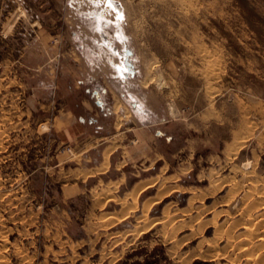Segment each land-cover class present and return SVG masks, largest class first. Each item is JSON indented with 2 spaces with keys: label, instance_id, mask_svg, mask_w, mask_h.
Instances as JSON below:
<instances>
[{
  "label": "rangeland",
  "instance_id": "1",
  "mask_svg": "<svg viewBox=\"0 0 264 264\" xmlns=\"http://www.w3.org/2000/svg\"><path fill=\"white\" fill-rule=\"evenodd\" d=\"M263 198L264 0H0V264H264Z\"/></svg>",
  "mask_w": 264,
  "mask_h": 264
},
{
  "label": "bare ground",
  "instance_id": "2",
  "mask_svg": "<svg viewBox=\"0 0 264 264\" xmlns=\"http://www.w3.org/2000/svg\"><path fill=\"white\" fill-rule=\"evenodd\" d=\"M116 8H118V9H120V7L119 6H117ZM103 18H105L104 16H102L101 17V19L103 20ZM127 64V63H126ZM126 64H117L116 63V65H117V67H118V71H119V73H120V75H124V70H125V68H124V66L126 65ZM118 110V109H117ZM109 152V151H108ZM106 157L108 158V153L106 154ZM253 175V174H252ZM152 185L153 184H148V185H146V186H144L143 187V185H142V187H143V189L141 190V191H143V190H145L146 188H149V187H152ZM255 187H257V186H255ZM238 188V190L237 191H239V188L240 187H237ZM242 188V187H241ZM256 189V188H255ZM237 193V192H236ZM234 195H235V193H234ZM233 196V195H232ZM232 199H233V197H232ZM264 199V198H263ZM245 202V201H244ZM225 204V203H224ZM243 208V207H242ZM255 208H262V209H264V203L263 202H257L256 201V203L254 202V203H252V204H248L243 210H242V212H241V214H242V221H244L243 222V224H244V232H245V236H247V237H249V238H252V240H253V237L254 236H256V238L258 237V235H264V233H260V229L261 228H259L258 227V225L259 224H257V223H254V221H256L255 219L257 218L258 219V216H256V218L254 219L253 217V214H252V212H251V210L253 211V209H255ZM257 210V209H256ZM225 211V210H224ZM223 212V211H222ZM255 213V212H254ZM262 216V215H261ZM263 218H264V213H263ZM214 219V218H213ZM241 221V222H242ZM259 222H261V220L259 221ZM258 222V223H259ZM261 224H262V222H261ZM261 224H260V226H261ZM264 227V226H263ZM221 230V229H220ZM223 231V230H222ZM232 231V230H231ZM263 232V231H262ZM222 234H224L223 232H221ZM229 234H231L230 232H229ZM242 235H243V233H242ZM241 235V236H242ZM244 236V235H243ZM255 238V237H254ZM248 239V238H247ZM261 239V241H262V243L264 244V236L263 237H260L259 238V240ZM257 241V240H256ZM248 242H249V244H251L252 242H250L249 240H248ZM4 243V242H3ZM246 246L245 247H243V249L245 250V251H248V252H251L250 251V249H249V247H248V244H247V241H246ZM209 245H211V244H209ZM260 245V246H259ZM258 246L259 247H261V243L259 244ZM231 246V245H230ZM227 248V247H226ZM253 248H254V246H253ZM256 248V247H255ZM241 249V248H240ZM258 249V248H257ZM260 249V248H259ZM252 251H253V249H251ZM242 251V250H241ZM256 251V250H255ZM254 251V252H255ZM248 252L246 253V254H248ZM243 253V252H242ZM252 254L253 253H251L250 254V256H252ZM258 255V254H257ZM245 256V255H244ZM261 256V255H260ZM215 257V256H214ZM247 257H248V255H247ZM254 257H256V255L254 256ZM4 258V257H3ZM250 258V257H249ZM253 258V257H252ZM212 259V258H211ZM251 261V260H250ZM249 263V262H248Z\"/></svg>",
  "mask_w": 264,
  "mask_h": 264
},
{
  "label": "crops",
  "instance_id": "3",
  "mask_svg": "<svg viewBox=\"0 0 264 264\" xmlns=\"http://www.w3.org/2000/svg\"><path fill=\"white\" fill-rule=\"evenodd\" d=\"M81 121H85V118L83 119V118H81ZM109 142V140L108 139H105L104 141H102L100 144L102 145H105V149H104V151H103V153H102V156H103V163H104V165L102 166V169L101 168H99L98 169V172L100 173V172H106L107 170V168L109 167V165H110V156H111V154L113 153V151H109V149H110V146L109 145H107V143ZM109 151V152H108ZM108 153V158L106 157V154ZM134 158L135 159H137L138 158V156L137 155H135L134 156ZM109 159V164L108 165H106V162H107V160ZM104 166L106 167V169L105 170H103V168H104ZM91 169V168H90ZM97 172V173H98ZM150 188V187H149ZM147 189V188H146Z\"/></svg>",
  "mask_w": 264,
  "mask_h": 264
}]
</instances>
